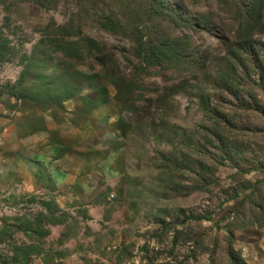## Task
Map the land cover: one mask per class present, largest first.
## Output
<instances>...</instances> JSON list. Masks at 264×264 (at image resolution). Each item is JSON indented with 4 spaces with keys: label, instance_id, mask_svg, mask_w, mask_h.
Here are the masks:
<instances>
[{
    "label": "rangeland",
    "instance_id": "rangeland-1",
    "mask_svg": "<svg viewBox=\"0 0 264 264\" xmlns=\"http://www.w3.org/2000/svg\"><path fill=\"white\" fill-rule=\"evenodd\" d=\"M158 1L0 0V264H264L254 0Z\"/></svg>",
    "mask_w": 264,
    "mask_h": 264
},
{
    "label": "trees",
    "instance_id": "trees-1",
    "mask_svg": "<svg viewBox=\"0 0 264 264\" xmlns=\"http://www.w3.org/2000/svg\"><path fill=\"white\" fill-rule=\"evenodd\" d=\"M258 5H259V0H254L253 2H250L246 7V12H245V16L247 18L246 24H250L251 22L261 20L264 25V19H263L264 15H262L261 9L259 8ZM166 9H167L166 2L164 0H159L156 5V9L152 10V12H150L149 15L152 17L155 14L161 16L164 19H167L165 13ZM102 25L103 28L105 29H113L109 24H102ZM112 31H114V29ZM163 40H162V36L161 37L158 36L157 38L154 39L149 38L148 40H144L139 36H135L134 41L138 47L137 49H139L138 56L145 58L159 57L161 62L162 61L172 62L173 60L169 58L170 54H168V50L176 46V43H178L179 38L176 37L168 40L169 41L168 49H167L168 44L165 43V41ZM8 55L9 54L7 53V49L5 47V40H3V43L0 42V64L2 63L7 64L11 62L12 60L11 56ZM229 252L231 253L234 252V247L232 245L229 246Z\"/></svg>",
    "mask_w": 264,
    "mask_h": 264
}]
</instances>
